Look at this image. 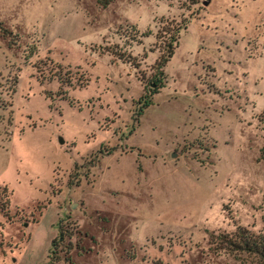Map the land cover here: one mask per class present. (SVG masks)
<instances>
[{
    "label": "rangeland",
    "instance_id": "374dc122",
    "mask_svg": "<svg viewBox=\"0 0 264 264\" xmlns=\"http://www.w3.org/2000/svg\"><path fill=\"white\" fill-rule=\"evenodd\" d=\"M263 148L264 0H0V264H264Z\"/></svg>",
    "mask_w": 264,
    "mask_h": 264
},
{
    "label": "trees",
    "instance_id": "16d2710c",
    "mask_svg": "<svg viewBox=\"0 0 264 264\" xmlns=\"http://www.w3.org/2000/svg\"><path fill=\"white\" fill-rule=\"evenodd\" d=\"M110 1L111 0H100L102 5L109 4ZM173 31L170 32L168 40L165 42V50L167 52L165 54L163 53L156 63L160 70L166 65L173 52H175V48L177 47L180 27L174 29ZM143 105V107H146L148 104L144 103ZM141 111L142 110L140 109L138 114H141ZM262 158H264V156ZM262 218L264 220V217ZM219 241L223 247H227L231 251L254 255L259 259V261L264 262V231L256 233L246 228H242V226H238L236 230L230 234L219 235Z\"/></svg>",
    "mask_w": 264,
    "mask_h": 264
}]
</instances>
